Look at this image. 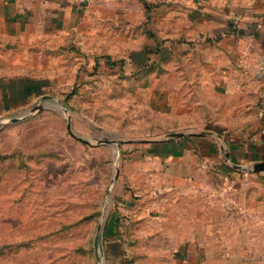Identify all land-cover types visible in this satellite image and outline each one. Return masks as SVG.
Returning a JSON list of instances; mask_svg holds the SVG:
<instances>
[{"label":"rangeland","instance_id":"374dc122","mask_svg":"<svg viewBox=\"0 0 264 264\" xmlns=\"http://www.w3.org/2000/svg\"><path fill=\"white\" fill-rule=\"evenodd\" d=\"M252 14L264 16V0L90 12L42 93L0 123V264H158L173 251L175 233H158L152 213L130 217L131 198L143 203L130 171L159 168L147 156L165 138L208 128L212 84L200 74L218 67L228 24L245 29Z\"/></svg>","mask_w":264,"mask_h":264},{"label":"crops","instance_id":"0c3cea01","mask_svg":"<svg viewBox=\"0 0 264 264\" xmlns=\"http://www.w3.org/2000/svg\"><path fill=\"white\" fill-rule=\"evenodd\" d=\"M126 1L0 0V123L16 121L42 93L90 12ZM255 16L245 29L228 24L218 67L200 74L204 90L212 84L202 99L208 128L165 138L147 156L159 168L130 171L143 196L131 198L130 217L152 213L158 233H175V249L158 264H264V170H252L264 161V16ZM115 223L110 233H119Z\"/></svg>","mask_w":264,"mask_h":264},{"label":"water","instance_id":"95a60500","mask_svg":"<svg viewBox=\"0 0 264 264\" xmlns=\"http://www.w3.org/2000/svg\"><path fill=\"white\" fill-rule=\"evenodd\" d=\"M41 107H42V106H41ZM16 119H19V118H16ZM68 127H69L70 132H71L75 137H77L78 139H81V140H84V141H87V142L90 143V141H88L87 139H84V138H82V137L77 136V135L72 131V129H71V120H69ZM104 141H105V142H108V143H113V144H115V145H117V146H121V143H120V142H114L113 140H110V139H105ZM252 170H253V171L264 170V161L253 164V166H252Z\"/></svg>","mask_w":264,"mask_h":264},{"label":"built area","instance_id":"2783aa9c","mask_svg":"<svg viewBox=\"0 0 264 264\" xmlns=\"http://www.w3.org/2000/svg\"><path fill=\"white\" fill-rule=\"evenodd\" d=\"M73 1L80 5H89L92 4L94 0H73Z\"/></svg>","mask_w":264,"mask_h":264},{"label":"trees","instance_id":"16d2710c","mask_svg":"<svg viewBox=\"0 0 264 264\" xmlns=\"http://www.w3.org/2000/svg\"><path fill=\"white\" fill-rule=\"evenodd\" d=\"M146 7H148V5H146ZM116 224V223H115Z\"/></svg>","mask_w":264,"mask_h":264}]
</instances>
